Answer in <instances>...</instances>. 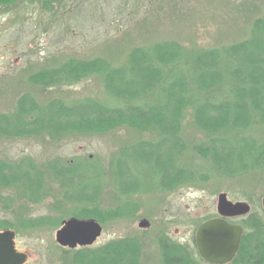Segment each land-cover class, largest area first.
Returning a JSON list of instances; mask_svg holds the SVG:
<instances>
[{
	"label": "rangeland",
	"instance_id": "obj_1",
	"mask_svg": "<svg viewBox=\"0 0 264 264\" xmlns=\"http://www.w3.org/2000/svg\"><path fill=\"white\" fill-rule=\"evenodd\" d=\"M53 2L55 6L48 11L43 9L44 0H14L10 6L0 2V116L14 114L17 102L25 96L44 105L55 101L70 105L83 99H106L98 78L72 85L35 86L33 80L38 75L61 63L100 58L117 66L132 49L157 42H175L187 49L219 48L246 40L253 22L264 18V0ZM187 113L182 138L188 150L184 151L183 160L191 167H198L205 180L174 190H151L128 197L118 195L114 188L111 165L121 151L134 152L135 145L152 139L146 133L122 128L58 140L44 134L18 137L0 134V164L30 161L43 176L46 187L44 200L29 202L20 194L28 192L26 180L22 182L23 174L8 166L12 186L0 188V224L6 226L0 231L11 230L16 234L15 248L27 255L26 264H70L72 252L82 247H60L55 234L63 221L74 215L83 217L78 212L84 214L85 205L81 209L79 205L69 204L63 193L77 196L71 190L79 184L91 186L85 181L86 172L93 185L102 184L103 191L96 203L98 210H113L126 202L132 206L129 216L99 223L100 237L92 246L83 247L90 251L134 239L141 246L140 264H162L161 239L194 250L197 228L217 215L219 194H225L232 203L248 204L250 213L264 220V171L242 178L217 174L209 160L204 161L190 149L203 143L204 137L192 126ZM251 134L264 141V127ZM53 163L76 165V177L69 182L59 175V184L50 180ZM127 167L131 172L130 166ZM101 171L104 177L100 181ZM32 173L30 179L34 181ZM139 174L146 177L142 170ZM246 217L233 222L240 225ZM142 221L148 223L147 228H139Z\"/></svg>",
	"mask_w": 264,
	"mask_h": 264
},
{
	"label": "trees",
	"instance_id": "obj_2",
	"mask_svg": "<svg viewBox=\"0 0 264 264\" xmlns=\"http://www.w3.org/2000/svg\"><path fill=\"white\" fill-rule=\"evenodd\" d=\"M0 2L11 4L14 0ZM52 6L53 0H44V11ZM90 78L101 81L106 99L44 105L25 96L17 102L14 114L0 116V134H44L58 140L122 128L146 133L152 139L135 145L134 152L121 151L111 165L114 188L118 195L128 197L205 180L198 167L183 160L188 150L182 138L188 111L192 126L204 137L203 143L190 149L204 161L209 160L217 174L242 178L264 171V141L251 134L264 127V18L253 22L248 38L242 42L213 49H187L175 42H157L132 49L117 66L100 58L70 60L38 75L33 83L47 88ZM8 166L23 174L28 192L20 194L26 200H44L43 176L30 161L19 165L1 163L0 188L12 186ZM52 166L49 178L56 183L59 175L69 182L77 175L76 165ZM140 170L146 172V177L139 174ZM102 176L101 171L100 181ZM85 179L91 186L81 183L71 190L78 193V198L63 193L69 204L81 209L85 205L84 214L78 212L83 217H72L94 219L101 224L129 216L132 206L128 202L113 210H98L102 184L93 185L88 172ZM240 225L244 230L240 247L229 264H264V220L250 213ZM5 227L0 224V230ZM159 247L162 264H207L196 249L173 244L166 238L160 240ZM140 251L137 240L123 239L96 251H74L70 264H140Z\"/></svg>",
	"mask_w": 264,
	"mask_h": 264
},
{
	"label": "water",
	"instance_id": "obj_3",
	"mask_svg": "<svg viewBox=\"0 0 264 264\" xmlns=\"http://www.w3.org/2000/svg\"><path fill=\"white\" fill-rule=\"evenodd\" d=\"M216 213L219 218L210 219L197 228L194 235L195 247L205 263L229 264L239 250L243 228L227 220L247 216L250 206L242 202L232 203L225 194H219ZM147 227L146 221L139 224V228ZM101 233L102 227L94 219L70 218L61 223V228L55 234V241L63 248H83L92 246ZM26 260L27 255L14 248V233L0 232V264H25Z\"/></svg>",
	"mask_w": 264,
	"mask_h": 264
},
{
	"label": "flooded vegetation",
	"instance_id": "obj_4",
	"mask_svg": "<svg viewBox=\"0 0 264 264\" xmlns=\"http://www.w3.org/2000/svg\"><path fill=\"white\" fill-rule=\"evenodd\" d=\"M31 3V2H30ZM8 4V3H7ZM4 5H6V3L4 4ZM9 6H10V4H8ZM214 218H219L217 215H216V217H214ZM227 221H229V222H232L233 220H231V219H229V220H227ZM11 231V230H10ZM13 232V231H12ZM14 233V232H13ZM15 237H16V234L14 233V248H15ZM16 249V248H15ZM16 251H17V249H16ZM17 252H19V251H17ZM27 259H28V257H27ZM26 264V263H25Z\"/></svg>",
	"mask_w": 264,
	"mask_h": 264
}]
</instances>
